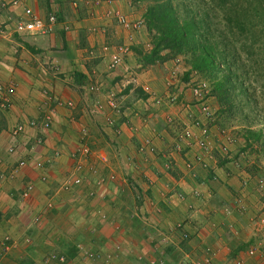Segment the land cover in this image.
I'll return each mask as SVG.
<instances>
[{"label": "crops", "instance_id": "0c3cea01", "mask_svg": "<svg viewBox=\"0 0 264 264\" xmlns=\"http://www.w3.org/2000/svg\"><path fill=\"white\" fill-rule=\"evenodd\" d=\"M26 1L40 14H47L38 8L40 0ZM101 5L141 19L132 0L102 1ZM83 11L85 18L79 14V23L71 20L57 25L56 34H66L62 41L54 33L17 34L10 26L6 34H0V82L15 80L17 84L11 105L0 108V264H194L197 259L205 264L208 259L213 264L239 260L264 264L263 247L259 257L246 256L258 237L247 213L235 208L231 193L239 187L238 181L227 178L219 165L201 168L191 157L192 166L166 137L170 131L163 124L172 127L176 123L168 125L167 120L184 126L186 97L163 108L148 99L145 114L137 117L133 110L143 107L140 97L126 119L132 120L131 128L122 117L117 126L123 132L114 134L107 117L116 112L104 104L105 92L86 94L89 83L94 82L93 73L106 67L108 77L113 72L126 77L125 71L130 74L124 81L129 79L132 84L160 79L150 75L156 68L148 67L141 74L131 71L139 66L132 46L137 42L133 41L132 50L117 69L109 68L108 55L100 63L78 65V56L87 53L88 47L99 46L98 58L102 45L126 42L130 33L115 21H99L89 10ZM101 24L106 25L105 33L98 31ZM142 31L141 26L139 33ZM111 80L101 83L107 91L114 83ZM129 86L126 91H131ZM97 99L102 101L101 108ZM47 116L49 127H39ZM18 124L25 129L13 135ZM146 138L152 140L141 150ZM215 139V143L219 141ZM11 146H16L12 153ZM84 146L90 154L76 156ZM168 158L173 166L166 170ZM21 159L27 164L20 167ZM77 174L83 181H71L66 189V180ZM28 183L34 188L23 198ZM49 202H53L51 209L47 208ZM188 233L194 235L184 241Z\"/></svg>", "mask_w": 264, "mask_h": 264}, {"label": "rangeland", "instance_id": "374dc122", "mask_svg": "<svg viewBox=\"0 0 264 264\" xmlns=\"http://www.w3.org/2000/svg\"><path fill=\"white\" fill-rule=\"evenodd\" d=\"M9 1L10 0H0V23H5L11 16L10 7L8 4ZM102 1L103 0H40L38 8H40L44 13L55 11L62 20V23H70L71 20L74 22L76 20V23H79L82 19V17L78 18L79 14L85 18V15H83V10H89L91 17H93L92 12L94 13L96 5L99 7L101 12L106 10V8L103 9L100 3ZM209 1L210 0H205V2L201 1L202 3L198 5L199 0H193V3L195 4L194 8L199 9L203 13L208 12L211 19V26L215 29L217 28L218 30L223 31L225 24L222 21V12L216 5H210ZM134 4L138 9L137 11H139V17H141V19H131L129 16L126 14L125 15L131 20L141 21L143 31L139 33L140 29L137 31L128 30L130 33L127 36L126 42L122 40L121 43L119 42L116 45H111L109 43L106 44L112 49L116 48L118 45L126 44L129 45L128 52H130V50H132L131 42L133 41V43L137 42V44L132 46L135 48L139 47L140 51H142V54L143 52L148 53L152 48L150 45L151 32L146 24L145 13L147 12V8L151 3L147 1H135ZM113 25L116 26V23ZM56 32L57 30L54 32V34H56ZM62 33L63 32H61V37L60 35L56 34L58 41H62L61 39L63 38L64 40V37H66V34L63 33V35ZM80 44L82 45L83 42L81 41ZM103 46L104 45H102V47ZM97 48H87V53H92V55H94V57L89 55L91 58L87 56V53L81 52V55L78 56V58L81 59V63L77 64L91 65L93 61L100 63L101 59L105 58L101 56H98L97 58ZM235 49L239 53V63L237 66H234V70L236 72L230 74L233 88L230 90L231 97L227 98L225 102L220 101L217 92L214 94L215 81L213 82V80L206 78L205 75L203 76L197 71L193 70L191 68V64L187 62L185 56L176 55L175 57L170 58V54H168V52H163L162 59L155 61L151 65L143 66L139 63V61H137V65L139 66L136 68L133 67L131 69L133 73L138 72V74H141V72L147 71L148 67L151 69L156 68L157 70H152V74L150 75H153V77L157 79L159 78L160 80L157 81L154 79L152 84L150 83L151 81L147 83L144 79H141V81L138 83L135 82V84H132L133 82H127L129 79L124 81L130 74L125 71H123V73L126 75V77L122 75L116 76L113 72L114 70L112 71L113 73L108 77L109 72L106 71V67H103L105 71L102 69H97L93 73L94 76L92 78H94V82L89 83V88L91 86L100 87L98 94L105 92L104 104H106L107 98H113L115 103L118 105V110H113L107 105V108H109L111 112H116L108 115L107 117L108 125L112 127V131L116 136H119L123 132V130L119 128L120 126H117L119 122H122V117L125 118V121H123L127 122V127L131 128L130 123H133L132 120L129 122L126 121V119H130L132 107L140 97H142L140 102L143 103V107L139 108L138 110L135 108V111L133 110V114L137 117H141L140 114H145V111L143 110H145L147 107L146 103L148 99H150L151 104L153 103L157 108H163V105H167V103L176 104L181 101V98L186 97L184 101L185 104L187 103L184 106L185 123H187L189 120L187 113L191 111L196 113V111L199 109L197 106L201 102L210 106L213 112V117L211 121L212 124L209 127V140L211 142V148L208 151L199 148V146L193 140L183 137L182 132L185 128V124L184 126H181L179 121L167 120L168 125L175 122L176 123L172 127H168L166 124H163V127L169 129L170 131L168 132L170 135L168 134L166 137L167 139L171 140V147L178 153L182 151V154H186V160L188 163L191 164V162H189L191 159L189 158L193 157V159L197 161L196 164L202 166H200L201 168L211 169L212 165L215 164L217 167L219 165L220 167H224L226 170L227 178L238 181L236 185L239 187L231 193L234 198V203L236 204L235 208H237V210L243 214L247 213L246 217L249 219V224L251 223L253 226L255 237H258V241H256L257 243L254 242V244H252L253 246L256 245L258 247V252L256 251L257 253L249 256V258H252L256 255L259 257V253L261 252L260 248H264V45L262 40H260L256 46L253 56H249V58L246 57L244 52L245 48L244 50L240 49V43L236 44ZM99 50H101V48ZM110 53L111 50L109 54H107L108 61L110 60ZM133 53H135V51H133ZM70 65L72 66V64ZM121 66L122 64L117 68ZM73 72L81 73L75 70H73ZM69 73L70 72H68L66 75ZM221 76L222 75H220V77ZM112 77L117 78L114 79ZM103 79H112L111 82H114L109 85L108 91L105 90L104 86L101 84ZM116 83H118V85H116ZM85 84L83 87L88 86ZM121 84H125V86H122ZM128 85H130L129 88L131 91L125 90ZM80 86H82V84ZM119 89L124 90L119 91ZM196 89L202 90L200 96L196 95ZM86 90H88L86 94L91 91L88 89V87ZM81 91L85 93L84 88H82ZM124 91L126 93H124ZM169 94L177 96V99L175 101H168L170 96H166ZM94 95H92L91 98H94ZM121 95L124 96L122 101H120ZM229 100L233 107H230V105L226 103ZM158 101H160V104H157ZM96 102H99V99H97ZM100 102L102 101L100 100ZM102 111L100 112L102 113ZM94 112L97 113L96 111ZM113 115H117L118 118H115ZM248 131H253V133ZM216 137L219 141H216L215 143L213 139L216 140ZM111 142L112 141L109 142L108 140L109 144H111ZM191 150L195 151L194 155L189 153ZM168 153L170 152L167 151V155ZM198 154L201 157L200 160L197 159V157H199ZM171 163L169 160L165 164L166 170H169L170 166H173L170 165ZM191 165L193 166L194 164ZM247 202L252 203L246 204ZM237 232V230L234 231L235 234H237ZM187 235L188 238H183L184 241H188L194 234H191L190 236V233H188ZM186 243L187 242H182L183 245ZM246 256H248V252H246ZM197 260L198 261H196L194 264H205L202 262V260ZM208 261L210 264H213L210 259Z\"/></svg>", "mask_w": 264, "mask_h": 264}, {"label": "trees", "instance_id": "16d2710c", "mask_svg": "<svg viewBox=\"0 0 264 264\" xmlns=\"http://www.w3.org/2000/svg\"><path fill=\"white\" fill-rule=\"evenodd\" d=\"M135 1L151 3L145 19L152 48L142 54L139 47H134L139 63L151 65L162 59L163 52H168L170 58L183 55L193 70L215 81L214 94L217 92L222 102L231 97L230 74L236 72L234 66L239 63L236 44L240 43L241 50L245 48L248 58L253 56L260 40L264 45V0H210V5L222 12L223 31L211 26L209 13L194 8L193 0ZM201 1L205 2L199 0L198 5ZM57 17L62 22L58 14ZM226 103L232 106L230 100Z\"/></svg>", "mask_w": 264, "mask_h": 264}, {"label": "built area", "instance_id": "2783aa9c", "mask_svg": "<svg viewBox=\"0 0 264 264\" xmlns=\"http://www.w3.org/2000/svg\"><path fill=\"white\" fill-rule=\"evenodd\" d=\"M101 3V2H100ZM11 16L5 23H0V34H6L8 30V26L14 29V32L17 34H28V35H48L55 32L57 25L59 23H62L58 21L57 13L55 11H51L50 13H47L46 15L40 14L39 11H37L35 8H33L26 0H10L8 2ZM96 9L94 13L92 12L93 17H96L99 19V21H115L117 24H119L121 27L127 30H133L137 31L140 29L141 21L131 20L129 19L125 14L113 10V9H106L101 12L99 10V7L96 5ZM106 25H99L98 31L100 33L106 32ZM132 37V36H130ZM110 53V60H109V68L115 69L119 65L123 64L125 61V57L127 56V53L129 51V45L122 44L118 45L116 48L112 49L109 45L104 44V46L100 50V56L103 58H106L107 54ZM93 52V51H92ZM17 84L14 80L8 81V83L0 82V108L7 109L11 103H12V97L16 92ZM91 93H98L100 91V87L97 86H91L90 87ZM196 95L200 96L202 90L196 89ZM177 99V96L172 95L169 97L168 101H175ZM157 104H160V101L157 102ZM98 108L102 107V103L99 101L97 102ZM110 106L113 110H118L119 107L113 100V98H107L106 104ZM199 109L196 111L188 112V122L185 123V128L183 129V137L193 140L199 148L202 150L208 151L211 148V142L209 140V131L210 126L209 123L213 117V112L210 108V106L206 103L201 102L198 106ZM47 121L38 123L39 127H49L50 123V116H47ZM173 119H169V121H172ZM36 121H31V126H36ZM25 129V126L23 124L15 125L12 134L17 135L21 132H23ZM151 138H146L144 143L140 146L141 150L144 149V147L151 142ZM39 140L38 142H40ZM16 146H11L9 148V152L12 153L15 151ZM151 150L154 151V147H151ZM76 156L77 154L85 155L86 157L90 154V149L86 146L83 147V149L78 150L74 153ZM198 160L201 158L197 157ZM27 164L26 159H21L18 163V166H24ZM38 165L44 166L42 163H38ZM81 164L78 165V169H81ZM43 179L46 178L45 175L42 176ZM71 181L74 183H81L83 181V178L81 175L77 174L72 179L66 180L64 187L66 189L70 188ZM34 188L33 183H28L22 192V197L26 198L30 195L31 191ZM53 207V202H49L47 204V208L51 209ZM39 216L35 217L36 222L39 221ZM184 238H188L187 234H184ZM258 247L256 245L250 247L248 249V255H254L257 253ZM91 256V255H90ZM209 260V259H208ZM206 260V263L210 264L209 261ZM243 262L241 260L237 261L236 264H242Z\"/></svg>", "mask_w": 264, "mask_h": 264}]
</instances>
